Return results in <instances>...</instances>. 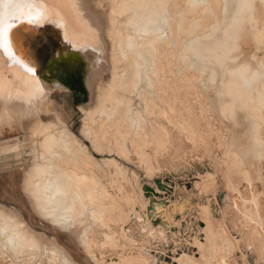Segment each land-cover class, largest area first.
Here are the masks:
<instances>
[{"label":"bare ground","instance_id":"1","mask_svg":"<svg viewBox=\"0 0 264 264\" xmlns=\"http://www.w3.org/2000/svg\"><path fill=\"white\" fill-rule=\"evenodd\" d=\"M46 2L78 4L97 37L93 47L77 50L49 31L62 37L54 24L48 31L19 25L14 32L26 28L51 37L48 49L33 55L32 66L40 67L35 77L0 52V147L11 143L2 141L6 131L23 133V140L13 142L29 153L24 191L39 217L72 233L96 264H155L126 225L138 216V204L148 213L157 192L173 189L156 182L146 197L141 178L123 161L137 159L145 171L157 174L173 167L184 142L190 153L208 143L223 149L219 165L228 182L223 218L215 220L205 206L206 242L196 239L200 257L183 253L174 261L237 264L231 252L259 240L264 263V0ZM56 63L83 69L89 101L79 106L80 136L53 110V91L70 89L65 77L49 70ZM91 149L118 158L99 159ZM215 174H202L197 185L203 193L216 194ZM156 202L150 210L158 218L151 223L159 220L157 231L167 237L169 213ZM229 221L240 238L230 233ZM120 241L130 246L128 253L117 250ZM60 244L0 203V251L9 264H80Z\"/></svg>","mask_w":264,"mask_h":264},{"label":"rangeland","instance_id":"2","mask_svg":"<svg viewBox=\"0 0 264 264\" xmlns=\"http://www.w3.org/2000/svg\"><path fill=\"white\" fill-rule=\"evenodd\" d=\"M53 66L56 76L60 77L61 79L65 77L67 81L62 80V82L70 87L69 90L53 91L52 96L55 100V107H53V110L55 113H60L61 116H63V118L70 125L73 133L80 136L82 115L80 113L79 106L89 101V91L84 79L83 69L76 66H70L69 64L61 65V63H56ZM107 80L108 82H110L109 79ZM202 128L203 127H200L199 130H203L201 131V134L205 137V131L204 128ZM6 133L2 137V141H11V143L8 146H5L9 148L0 147V149L4 148L0 150L1 206L6 211H8L9 214L16 213L21 216V218L26 220V222L35 231L45 234V236L49 240H52L53 242L59 244L61 243L60 245L64 246L73 256V258L80 264H96V262L87 255L83 247L78 244V240L72 233L55 227L53 224L39 217V215L34 211L32 201L29 202L22 189L24 172L23 167L27 166L26 161L29 159V153L26 152L25 156L20 158L22 155L21 153L24 152L21 150V148H19V146L16 145L15 142H13V140L17 138L23 140L24 135L18 130L6 131ZM86 144L90 146L89 141H86ZM182 147L184 148V151L181 152L179 156L180 158H174L173 161L177 160V162L172 161L173 167L167 169L168 167L164 166L159 170L160 173L157 174H151L145 171L146 169L137 159H134L133 161H123L125 166L128 168V171L130 170L129 172L131 175H137V177H139V180L141 178L140 181L142 183L143 189L145 188L144 192L146 197L151 198L152 194V191L147 187H155L158 180H161V182H163L164 184L166 183V185L173 189L174 192H157L155 197L157 202L155 200H150V204H148V213H145V210L143 208L141 210V207L138 204V211L136 213L138 216L136 215L137 217L133 218L134 220L130 219L126 225V229L130 233V235H133L132 237L136 238L135 240L137 241V243L142 245L144 249L148 251L150 255H152L155 264H178L174 260L175 258H179L183 253L200 257V249L198 244L196 243V239L201 241L206 240V233L204 229L206 227V220L203 213V209L205 206L209 208L210 214L215 220L221 221L223 218V196H226L228 194V182L227 178L225 180L226 176L224 173L226 172V170L225 168L222 169V166L219 165V162L222 160L221 157L223 156V149H216L215 145L210 147L208 143H206L202 144L199 150H195L190 153L192 151L191 145L184 142ZM91 152L93 156L99 159H105L110 162L117 157L116 155H110L107 153L100 154L93 149H91ZM135 160L138 163H136ZM178 162L180 163L178 164ZM162 171L164 172L161 173ZM210 171L213 174L216 173L214 175V180L216 181L215 187L217 190L216 194H214V192H212L213 194L211 192L209 194L203 193L200 187L197 185V182L199 184L202 181V174H206ZM147 173L149 175H147ZM199 174L201 176H199ZM234 180L237 181V183L239 182L240 186L243 185V183L241 182L242 180L236 177ZM224 181L226 184L224 183ZM153 182L155 184H152ZM152 202L154 204L155 202L156 204H159L160 202L168 210L167 212L169 213L170 223L166 225L167 227H165L166 232L168 233L167 237L161 236L157 231V228L159 229V227L161 226L158 223L159 220L156 223L158 227L154 224V222L151 223L158 218V215H155L156 212L152 213L153 210H150L153 206ZM140 211H143V215L140 214ZM150 213L155 216H149L148 214ZM142 216L145 217L144 220H142L144 221L143 223L142 221L140 222V220H138V217L140 219ZM232 222L233 221L228 222V228L230 229L229 231L231 234L239 237L240 235L235 228L234 223ZM149 223L151 224L149 225ZM147 224L148 227H146ZM229 224L231 226H229ZM139 225H141L142 228H144L145 226L146 230L143 229V231L145 232L142 231V228ZM151 225H153L154 228ZM150 227H152V229ZM147 228H149L150 231ZM152 230L154 231V233ZM248 230L249 229L246 228L245 232L248 233ZM155 232L157 236L155 235ZM258 241L259 240H254L249 243V245H242L243 248L246 247V249H243L242 246H240V248L234 249L229 257L231 258V260L234 259L237 264H264L260 259L261 254L259 248L256 246ZM120 244L121 249L118 247L117 250L128 253V249L130 248V246L127 247L128 244L126 242L121 243L120 241ZM79 245L81 246V248ZM125 249H127V251ZM105 254L109 255L110 252L106 251ZM5 255L7 256V254H4L0 251V264L11 263L10 261H8L9 257H6ZM97 256L100 257L99 252L97 253ZM3 257H6L5 260H3Z\"/></svg>","mask_w":264,"mask_h":264},{"label":"snow or ice","instance_id":"3","mask_svg":"<svg viewBox=\"0 0 264 264\" xmlns=\"http://www.w3.org/2000/svg\"><path fill=\"white\" fill-rule=\"evenodd\" d=\"M22 24L37 27L54 24L61 30L63 40L77 50L93 47L97 37V33L83 21L75 2L54 5L46 0H0V52L10 65L19 66L32 77L36 75V68L32 66L33 55L46 51L51 37L45 32L34 33L26 28L13 31ZM59 222L71 227L66 219Z\"/></svg>","mask_w":264,"mask_h":264},{"label":"water","instance_id":"4","mask_svg":"<svg viewBox=\"0 0 264 264\" xmlns=\"http://www.w3.org/2000/svg\"><path fill=\"white\" fill-rule=\"evenodd\" d=\"M49 26H50V24L44 25V26H42V27H37V26H32V25H31V27H33V28H35L36 30H39V31L44 30V28L46 29V27L49 28ZM17 29H18V28H17ZM46 30H47V29H46ZM47 31H48V30H47ZM49 31H50L51 33H54L56 36H58V38L60 39V41L63 42V38L61 37V34H60L58 31H57L56 33L53 32L51 29H50ZM34 56H37V55L34 54ZM37 66H38V65H37ZM39 66H40V65H39ZM38 68H40V67H38ZM38 68H36V71L39 70ZM43 70H44V68H43ZM43 70L41 71L42 74H44V71H43ZM49 70H50L51 72L55 73L53 67L50 68ZM47 71H48V70L45 71V75H49V77H50L51 74H50L49 71H48V72H47ZM41 73H40V74H41ZM157 184H158L160 187H163V186H164L160 180L157 181Z\"/></svg>","mask_w":264,"mask_h":264},{"label":"crops","instance_id":"5","mask_svg":"<svg viewBox=\"0 0 264 264\" xmlns=\"http://www.w3.org/2000/svg\"><path fill=\"white\" fill-rule=\"evenodd\" d=\"M4 148H9V147H4ZM4 148H2V149H4ZM2 149H0V150H2ZM22 155H21V157L20 158H22L23 156H25L24 155V153H21ZM26 168H27V166H25V167H23V180H22V189H23V192H24V194L26 195V193H25V191H24V179H25V171H26ZM26 197L28 198V200H29V202L31 201L30 200V198L26 195Z\"/></svg>","mask_w":264,"mask_h":264}]
</instances>
